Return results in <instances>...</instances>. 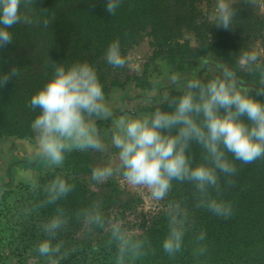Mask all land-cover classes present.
<instances>
[{"label":"trees","instance_id":"1","mask_svg":"<svg viewBox=\"0 0 264 264\" xmlns=\"http://www.w3.org/2000/svg\"><path fill=\"white\" fill-rule=\"evenodd\" d=\"M106 2L29 0L27 9H22L33 23L15 25L13 42L0 49V72L10 65L19 69L17 76L0 86V141L35 137L31 123L39 109L31 106L30 98L58 64L92 63L108 92L111 84L107 77L115 67L108 64L105 53L114 39L120 41L126 55L145 37L150 38L156 56L172 65L181 82L193 78L206 82L231 72L243 81L241 89L252 94L257 89L264 91V58L250 62L246 71L239 63L241 53L251 49L255 38L264 33V12L256 0H235L231 4L234 16L228 30L217 27L210 19L216 0H121L114 14L106 11ZM183 92L170 88L166 98L150 108V115L157 108L172 110L175 99ZM197 119L202 121V115ZM164 131L175 134L177 129ZM186 152L191 165H212L196 140L189 143ZM69 153L66 151L65 157ZM71 154L80 155L77 150ZM226 156L234 163L235 171L224 173L217 169V183L203 192L193 180L174 178L166 193L167 209L136 234L125 236L127 248L140 250V257L147 254L148 248L156 253L175 220L176 226L184 230L182 245L199 250L189 248L180 262L174 254L163 251L165 264H199L197 255L204 256L202 264H264V156L247 163L235 159L231 152L226 151ZM56 177L66 179L71 190L49 202L47 189ZM37 184L28 193V205L20 213L25 246L51 239L63 253L61 257L56 255L59 252L50 253L58 264H85L93 253L103 257L101 264H107L103 254L111 249L104 240H109L97 235L102 234L110 219L103 203L107 200L113 205L118 195L93 192L79 176H70L62 168L47 172ZM209 199L227 202L230 214L212 212L206 206ZM96 212L102 216V224L86 219V215ZM55 215H61L65 222L52 235L43 226ZM84 226L89 231L82 230ZM106 248L110 250L106 252ZM133 252L129 253L137 256ZM154 256L162 257V253Z\"/></svg>","mask_w":264,"mask_h":264},{"label":"clouds","instance_id":"2","mask_svg":"<svg viewBox=\"0 0 264 264\" xmlns=\"http://www.w3.org/2000/svg\"><path fill=\"white\" fill-rule=\"evenodd\" d=\"M28 4L29 0H0V49L13 42L15 25L33 23L22 10L27 9ZM120 4L121 0H107L106 11L114 14ZM233 16L231 0H216L210 19L217 27L228 30ZM105 55L113 67L127 63L118 39L108 44ZM258 56L254 50L244 51L239 63L246 67L258 61ZM18 72L15 65L0 72V86ZM237 84L231 75L217 76L206 82L193 78L187 83V90L175 99L172 110L157 108L150 116H122L115 120L112 143L119 149L120 166L128 183L146 186L157 200L165 196L174 178L193 180L203 192L217 183V169L224 173L235 171L226 151L245 163L264 156V99H261L264 91L257 89L252 94ZM30 104L39 109L31 123L36 133V151L50 164L61 165L66 151L74 148H102L95 124L87 117L92 114L106 117L111 115V109L105 102L104 88L92 63L58 64L53 75L33 92ZM198 115H202V121L197 119ZM172 128L177 129L175 134H165L164 130ZM192 140L204 147L212 160L211 166L191 165L186 149ZM112 173L109 165L97 166L92 170V178L102 181ZM70 190L66 179L56 177L47 189L49 202ZM206 206L217 215L227 216L231 212V206L222 200L209 199ZM86 219L103 223L99 212L86 215ZM64 222L61 215H55L43 227L45 232L55 235ZM111 231L120 242L123 257L129 241L118 222L111 224ZM183 237V228L176 226L173 220L163 240L164 251L174 254L180 250ZM37 249L45 256L59 252L60 246H54L51 239H43Z\"/></svg>","mask_w":264,"mask_h":264},{"label":"rangeland","instance_id":"3","mask_svg":"<svg viewBox=\"0 0 264 264\" xmlns=\"http://www.w3.org/2000/svg\"><path fill=\"white\" fill-rule=\"evenodd\" d=\"M235 0H231V4ZM260 10L264 12V0H256ZM215 5V4H214ZM257 38V37H256ZM252 42L251 49L256 51L258 61L264 58V33ZM150 38L145 37L140 44L129 49L126 54L127 63L120 67H115L107 77L111 84L108 92H105V102L111 109V115L103 116L92 114L90 119L96 127L97 133L102 141L101 149H79L70 150L61 165H52L45 158L39 156L36 151V133L34 138L21 139L17 142H10V138L0 141V181L6 180L7 175L11 181L0 185V264H58L53 255L42 256L37 249V244L25 246L22 236L23 222L20 213L28 205L27 195L36 187L41 176L56 168H62L63 172L70 176H79L86 182L90 190L102 195H118V201L111 205V201L103 203L104 210L109 214L108 226L97 238H107L104 244H108L110 249H104L107 254V264H165L163 262V246L159 245L156 253L154 249H147V254L140 257V250L130 249L120 254V242L110 234L111 224L118 222L124 236L127 238L139 232L142 226L147 225L159 217L167 209L166 194L162 199L153 198L151 191L143 185L129 184L123 175V168L120 166L119 149L112 143L114 131V121L122 116H150V108L156 106L166 98L168 90L172 87L187 90L189 82H181L178 74L174 73L172 65L166 64L156 56V52L150 42ZM248 66H241L242 71H246ZM235 74V73H234ZM229 72L227 75L233 76L238 81L237 86L241 88L243 81L241 78ZM150 85V87H148ZM100 125V133L98 126ZM5 141V144H4ZM77 150L80 155L71 154ZM16 158H23L31 164L28 170L20 171L15 164L10 168L11 162ZM109 165L113 168L111 176L102 181L92 178V170L97 166ZM3 172V175L1 174ZM30 187L31 189L28 190ZM27 193V194H26ZM26 194V195H25ZM24 197V198H23ZM89 231L87 226L83 229ZM112 238V239H111ZM27 247V248H25ZM105 248V247H104ZM191 248L193 251L199 249L191 245H182L180 250L174 253L175 258H185L186 252ZM25 250V251H24ZM130 250H134L133 257ZM24 251V252H23ZM159 252L162 257L154 256ZM111 254L110 257L108 255ZM63 256L62 252L56 254ZM103 257L100 254H90L85 264H101ZM204 258L203 255L195 257L199 264ZM105 264V263H104Z\"/></svg>","mask_w":264,"mask_h":264},{"label":"crops","instance_id":"4","mask_svg":"<svg viewBox=\"0 0 264 264\" xmlns=\"http://www.w3.org/2000/svg\"><path fill=\"white\" fill-rule=\"evenodd\" d=\"M6 139H7V138H6ZM9 140H10V142L15 143V142H17L18 140H21V139L10 138ZM4 144H5V141H4ZM12 164H15L16 169L18 168V170H20V171H23L24 169H25V170H28V169L30 168V166H31V164L29 163V161H27V160H25V159H23V158H16V159H14V160L11 162V166H10V168H13V165H12ZM0 170L3 171L1 168H0ZM10 173H11V172H10ZM10 173H9V175H7L6 180H4V181H0V185H1V184H4L5 182H7V181H9V180L11 181V178H10V177H14V172H13V174H11V175H10ZM1 174L3 175V172H1Z\"/></svg>","mask_w":264,"mask_h":264}]
</instances>
